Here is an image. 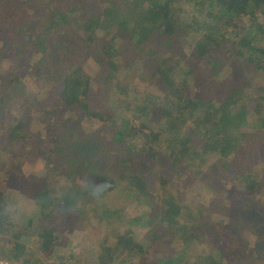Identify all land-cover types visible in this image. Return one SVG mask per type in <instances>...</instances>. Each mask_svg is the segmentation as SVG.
Returning a JSON list of instances; mask_svg holds the SVG:
<instances>
[{
	"label": "trees",
	"instance_id": "1",
	"mask_svg": "<svg viewBox=\"0 0 264 264\" xmlns=\"http://www.w3.org/2000/svg\"><path fill=\"white\" fill-rule=\"evenodd\" d=\"M91 1L0 0V107L7 102L8 95L11 98V91L21 82L22 73L19 70L26 68V71L32 70L48 88L58 86L57 109H70L69 118L62 116L63 112L60 115L55 111L46 112L48 123L57 125L56 132L50 135L55 143L50 154L53 153L52 157L56 159L46 160L37 154L41 164L46 162L42 167L46 177L41 180L43 192L38 195L37 202L44 212L59 213L62 217L72 210L92 207L95 216L100 219L106 220V216L115 211L125 216L126 213L115 208L118 203L113 202L115 198L119 200V192H115L110 202L105 199L109 194L107 187L101 185L99 188L98 183L90 185L80 181L79 175H90L88 166L100 161L103 167L97 169L105 171L103 175L107 174L108 168L117 172V176L111 172L108 174L107 184L121 187L126 173L129 175L130 187L136 189L134 202L146 209L131 218L125 217L135 226L141 223L147 225L148 235L159 239V242L138 241L132 234L123 240L121 235L112 234L117 247L108 251H93L87 264H228L226 255L218 246L221 242L213 243L211 235L200 234L199 230L210 222L202 220L200 223L192 219L189 204L183 206L176 201L179 207L176 208L171 201L173 192L166 184L168 173L173 177L184 173L182 166L189 161V157L200 156L204 161L203 156L212 151L226 156L233 152L248 156L251 152L253 160L256 154V159L264 160L263 137L257 144L246 145L244 141L248 138L251 142V135L244 128L249 124L250 112L264 107V94L249 95L247 104L237 111V120L233 121L225 113L234 102V93L230 92L223 102L218 103L220 95H213L216 91L212 92L218 84L210 90L207 88L206 92L200 83L201 74H212V69L219 64L220 61L211 59V55L216 46L226 44V38L231 39L228 52L252 67L255 76L264 77V0H190L193 2L191 6L179 5L181 0H146L139 29L118 28L120 7L126 2L133 4L135 0H98L100 10L95 7L97 0ZM140 1L137 0V4ZM134 8L129 7L130 11ZM185 10L191 15L187 27L181 25L185 24V17L179 15ZM111 16L114 20H110ZM243 17L247 27L241 25ZM119 30L124 31V37L130 43L145 50L146 59L141 61L140 68L133 65L131 57L122 54L102 36L103 32ZM129 33L133 38H129ZM181 36L182 40H178ZM181 48L184 49L182 54L179 51ZM37 53L41 56H34ZM15 54L20 57L17 59ZM89 59L98 65L95 72L88 68ZM11 60H16V65L12 66ZM108 73L111 88L107 97L110 102L106 110L93 109L85 98L93 97L96 82ZM139 78L151 83L152 87L143 88L137 83ZM197 87L201 90H196ZM121 90L126 92L125 96ZM251 98H256L254 111L251 110ZM167 108L171 113H167ZM155 113H159L156 122ZM216 113L221 115L219 120L214 119ZM80 114L109 127V134L97 136L99 141L91 151L83 150L79 145L73 147L72 141L78 138V128L73 124L75 119L72 116ZM9 119L8 142L25 140L40 144L44 141L35 140L33 130L18 114L12 113ZM189 122L208 124L209 127L188 133ZM201 140H204L203 145L199 144ZM9 148L16 150L13 146ZM8 153L0 150V167L8 162ZM247 159L238 160L240 171H237V177L248 197H251L264 180L262 176L255 177L250 167L247 168ZM22 161L16 165L20 167ZM226 167L223 165L222 168ZM151 176L158 179L156 189L150 186L148 177ZM7 188L8 185L0 177V224L9 221L15 226L11 235V261L18 264H71L76 258L68 248L69 240L60 235L58 225L38 226L35 240L30 235L34 220L25 210L17 221L12 218L14 214L10 211L14 207H10L12 202ZM248 201V198L244 199L242 205L251 212ZM159 202L165 204L162 212L157 210ZM180 208L186 209L185 220L179 218ZM253 212H256L255 207ZM78 219L82 222L87 216L85 214ZM151 219H159L165 224L154 227ZM247 221L246 225L251 228V219ZM177 222H180L181 232L171 225ZM167 236L174 241H170L173 248L178 250L174 255L158 252L165 250L161 243ZM104 237L107 240L109 235ZM226 237L224 235V239ZM231 240L230 237L228 243ZM201 241L204 247H199ZM32 242H38L36 250L44 255L35 263L31 262ZM57 245L65 246V250L54 251ZM83 245L87 248L84 242ZM122 248H126L127 254L119 258L117 254ZM194 248H204L207 256L201 260L189 253ZM182 254L183 257L187 254L184 259L180 258Z\"/></svg>",
	"mask_w": 264,
	"mask_h": 264
},
{
	"label": "rangeland",
	"instance_id": "2",
	"mask_svg": "<svg viewBox=\"0 0 264 264\" xmlns=\"http://www.w3.org/2000/svg\"><path fill=\"white\" fill-rule=\"evenodd\" d=\"M79 1L81 3L92 2L91 0ZM145 1L146 0H141L137 4V0H135L133 4L131 2L130 4L126 2V4L121 6V20L118 28L127 26L129 28L135 27L139 29L138 27L140 26L147 4ZM186 4L191 6L193 2H190V0H188V2L185 0L179 2L181 6H185ZM95 5V7L100 8L101 3L97 0ZM132 6L135 8L130 11L129 7ZM179 15L180 17H185V24L181 23V25L187 27L191 21L190 13H188V10H185L184 12L181 11ZM111 17L110 20H114L113 16ZM16 20L14 22L15 25ZM240 22L242 26L247 27L245 17H243ZM123 32V30H119L114 32V34L112 31H108L103 32L102 36H105L108 41L110 40L109 42H111L113 46H116L122 54L131 57L133 59V65L136 68H140L142 65L141 61L146 59L144 54L145 50L139 46L133 45L125 39L126 37H124ZM231 35L232 34L229 33L230 38ZM183 37L186 39L184 35ZM129 38H133V36L130 35ZM178 40H182V36L179 37ZM226 40V44L216 46L211 55V59L220 61L219 64L215 66L216 68L214 70L212 69V74H201L203 78L200 79V81H202L200 83L202 84V89L206 92H208L212 86L218 84L216 90L212 91H216L213 95H220V97L217 98L218 103L223 102L230 92L234 93V102L229 106L225 115L230 120L236 121L237 111L247 104L249 95H253V93L255 95L264 94V77L260 75L255 76L252 72V67L246 65L244 61L236 55L228 52L231 39L226 38ZM76 46L77 45H74V47ZM50 49H54V47H50ZM183 50L182 48L179 49L181 54ZM24 56L26 57V53ZM34 56L40 57L41 54L37 53ZM15 57L18 59L20 55L15 54ZM10 63L14 66L16 65V60H11ZM8 65L9 63L6 64V66ZM97 67L98 65H96L92 59H89L88 68L95 72ZM25 69L26 68H22L19 70L22 73L21 82L18 83L15 90L11 91V98H9L8 95L6 99L7 102L0 107V126L3 125L1 127L2 131H0V150H2V153H6V151L9 152V155L6 154V157L8 156V162L0 167V177L3 182L8 185L7 195L10 196V201L12 202L10 207H14L10 211L14 214L12 218L17 221L21 212L25 210L29 218H33L34 220L33 224L35 225H31L30 235L32 236L31 238L35 240H37L38 226L42 225L47 227V225L51 224L58 225V228H60V235H64L65 240H69L68 248L73 253V257L76 258L71 264H87L90 260L89 256L93 254V251H108L117 247V243L112 234L121 235L123 240H126V238L132 234L138 241H150L151 243L159 242V239L155 240L148 235L147 225L141 223L135 226L131 220L125 217L128 216L131 218V216L140 214L142 209H146L145 206L141 207L134 202L136 189L130 187L131 179H129V175L126 173L121 187L111 183L107 184L108 174L111 172L117 176V172L108 168L106 169L107 174L103 175L105 171L100 172L99 169H97L99 166L103 167V163L100 161L92 162L88 166L90 175L81 173V175H79L80 181L90 185L98 183L97 186L100 185L99 188H101V185L107 187L109 194H107L105 199L108 198L110 202L115 192H119V200L115 198L113 202L118 203V206L115 208L119 209L120 212L126 213L125 216L115 211L112 214H108L106 220L100 219L95 216L93 207L83 210H81V208L72 210L66 217H62L59 213L43 211V207L39 205L37 199L38 195L43 192L42 189L44 186L41 180H44L46 177L45 174L42 173L44 171L42 167L46 162L41 164V161L37 158V154H40L41 157L46 160L49 158L56 159V157H52L54 155L53 153L52 155L50 154L51 148L55 145L50 135L56 132L54 129L57 128V125L52 126L51 122L48 123V115L46 112L48 110L55 111L58 115H60V112H63L62 116L69 118L70 109H65L64 107L57 109L59 96L58 86L48 88L40 82L32 70L26 71ZM202 71L205 72L204 70ZM57 76L59 77L60 74ZM141 79L142 78H139L137 83L144 86L143 88L152 87L151 83ZM225 83L228 85L226 86ZM112 84H114V82H112ZM127 84L131 86L137 85L136 83ZM110 88L109 73L104 74L96 82L95 88L93 90L91 89L93 91V97H86V102L93 109L106 110V105L110 102V99L107 97ZM196 90L201 89L197 87ZM121 91L125 96L126 92H124V90ZM255 99L251 98V110L254 108ZM114 105H117V103ZM113 109L116 110L114 107ZM168 111L167 113H171L170 109H168ZM12 113L22 117L25 123L33 130L32 132L36 141H44L40 144L28 143L25 140L8 142L7 126L10 120L9 117ZM220 116V113H216L214 119L219 120ZM249 116V124L245 126L244 130L246 129L251 135V142L246 138L244 140L246 141V145H252V142H256L257 144L261 137L264 138V107H261L259 111L250 112ZM73 117L75 119L73 124L75 123L78 128V138L72 141L73 147L79 145L84 148L83 150L91 151L94 145L99 141L97 136L109 134V127L106 124H99L97 121H91L82 114L79 116L73 115L72 118ZM158 118L159 113H155V122ZM64 125L67 126L66 123ZM188 125V133L192 131L200 132L202 129L205 130L209 127L208 124L196 125L192 122H189ZM203 143L204 140L199 142L201 145H203ZM263 145L264 144H261V147H263ZM10 146H13L16 150L13 151L9 148ZM6 148H9V150L3 151V149ZM256 155L253 160V154H251V152L248 156L236 152L228 153L226 156L221 152L212 151L203 156L204 161L201 160L200 156L189 157V161L182 166L184 173L181 176L173 177L168 173L166 187L173 192V197H171L172 204H174L176 208H179L176 201L183 206L189 204L192 210V219L199 220L200 223H202V220L210 222L209 225H204V228L199 230L200 234L207 233V235H211L213 243H216V241L221 242L218 246L222 248L223 253L226 255L228 264H264V182L262 185L260 184L257 186V189L251 194V197H248L247 191L244 190L243 185L240 184V180L237 177V171H240V161L238 160L248 158V162H246L247 168L250 167L255 177L262 176L264 180V160L260 161L256 159ZM83 158H85V155ZM21 159L23 160V164L18 167L16 164ZM223 165H227V167L222 168ZM148 179L153 189L159 186L156 176L148 177ZM159 190H162V188ZM174 198L177 200H173ZM247 198L250 200L248 202L251 204V212L242 205L244 199ZM164 206L165 204L159 202L157 204V210L162 212ZM84 207L85 205H83V208ZM254 207L256 208V212H253ZM177 211L178 209L176 212ZM85 214L87 219L81 222L78 217H82ZM178 215L180 219L185 220L187 218L186 209L182 210L180 208V214ZM249 219H251V228L249 225H246ZM151 223L154 227H158L159 225L162 226L163 223L165 224L164 221L162 223L159 219H151ZM179 223L180 222L172 223L171 225L175 230L181 232L182 227ZM14 231L15 226L13 223L7 221L5 224H0V264H6V262L7 264H18L13 263L10 259L12 244L11 235ZM104 235H109L107 240H105ZM224 235H227L226 239H224ZM230 237L232 240L228 243ZM170 241H172L170 236H167L161 243V247L165 250H158V252H163L162 254L167 255L176 254L178 250L173 248ZM83 242L87 245V248L84 247ZM37 243L38 242L30 243L32 249H34L33 252H31L33 254L31 256L32 263H35L40 257L44 256L43 253L36 250ZM203 245V241H201L199 247H204ZM57 246L58 247H55L54 251L65 250V246ZM176 246L179 247L178 243H176ZM189 253H193L195 256L197 255L201 260L207 256L204 248H194L192 252L190 251ZM126 254V248H122L119 250L117 256H119V258H121V255L126 257ZM186 255L187 254H185V256ZM184 257L183 254L180 256L182 259H184ZM181 264L184 263L181 262Z\"/></svg>",
	"mask_w": 264,
	"mask_h": 264
},
{
	"label": "built area",
	"instance_id": "3",
	"mask_svg": "<svg viewBox=\"0 0 264 264\" xmlns=\"http://www.w3.org/2000/svg\"><path fill=\"white\" fill-rule=\"evenodd\" d=\"M1 262H3V261H1ZM6 264H7V262H6Z\"/></svg>",
	"mask_w": 264,
	"mask_h": 264
}]
</instances>
